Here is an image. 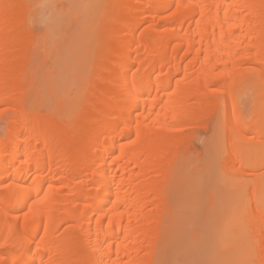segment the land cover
Wrapping results in <instances>:
<instances>
[{
	"label": "bare ground",
	"instance_id": "6f19581e",
	"mask_svg": "<svg viewBox=\"0 0 264 264\" xmlns=\"http://www.w3.org/2000/svg\"><path fill=\"white\" fill-rule=\"evenodd\" d=\"M43 1L0 0V264H264V0Z\"/></svg>",
	"mask_w": 264,
	"mask_h": 264
},
{
	"label": "rangeland",
	"instance_id": "374dc122",
	"mask_svg": "<svg viewBox=\"0 0 264 264\" xmlns=\"http://www.w3.org/2000/svg\"><path fill=\"white\" fill-rule=\"evenodd\" d=\"M52 2H50V0H45V1H43V2H41V7H42V9H41V14H44V11H45V16H49V17H51V16H53L54 14H53V12H51L50 13V9H51V11H55L54 9L55 8H62L63 9V6L64 5H68L67 4V1L66 0H51ZM66 2V3H65ZM44 4L46 5V6H44ZM60 6V7H59ZM44 7H45V10H44ZM49 12V14L48 13H46V12ZM43 12V13H42ZM46 14H48V15H46ZM52 14V15H51ZM46 18V17H45ZM63 20V19H62ZM42 24V25H41ZM47 26V29H48V25H47V23L45 24V23H43V22H41L40 21V23L39 22H37V23H35V24H33V30L35 31V33H37V34H41L42 35V33L43 34H45L44 32V30L46 29V27L45 26ZM51 27V26H50ZM54 27H56V28H59V26L57 27V26H54ZM63 28V27H62ZM46 29V30H47ZM60 31H59V33H63L64 32V29H62L61 30V27H60V29H59ZM42 31V32H41ZM48 33H49V31H47ZM51 34H52V32H51ZM56 34H57V32H56ZM36 60V59H35ZM34 60V61H35ZM40 60H42L41 62H40ZM44 60V61H43ZM45 60L46 59H39L38 61L40 62V64H39V69L42 71V68L44 67L43 65V62L45 63ZM42 63V64H41ZM248 96V97H247ZM250 100H251V97H249V95L247 94L246 96H245V98H242L241 99V101H243V102H246V104H248V105H245V104H243V102H242V107L243 106H247L248 108L250 107ZM245 107H243V108H245ZM192 130H194L192 133H191V130H190V138H189V142L191 143H189L188 142V144H187V146H188V152L190 151L191 152V154H193V156L195 155V156H197V158H195V156H194V158L196 159L195 160V162L194 163H196L197 161H198V164L197 165H195V167L194 168H198V166L200 165H202V164H199V159L201 160V158H202V156H205L206 158H202L203 159V161L204 162H206V160L208 161V157H209V153L211 152V151H209V148H211V143H209V146L208 145H204L203 146V144H206V143H203V142H201V140L202 141H204V142H207V141H210L211 142V140H209L210 138H209V134H211V131H210V129H205V128H202V127H198V129L197 128H194V129H192ZM191 134L193 135V134H195V135H193V138H192V136H191ZM208 135V136H207ZM197 137H198V139H199V141H198V139H197ZM204 138L206 139V140H204ZM190 139H192V140H190ZM202 144H201V143ZM208 144V143H207ZM201 146H203V147H201ZM209 147V148H207L208 150H204V151H206L205 152V154H204V151H202L203 149H204V147ZM209 151V152H208ZM189 152V153H190ZM195 152V153H194ZM199 152V153H198ZM198 153V154H197ZM190 154V155H191ZM203 154V155H202ZM192 156V155H191ZM190 156V157H191ZM199 157V158H198ZM193 158V157H192ZM191 159V158H190ZM204 159H206V160H204ZM192 161H194V160H191L190 162V164L192 165V164H194ZM202 161V160H201ZM202 161V163H204ZM212 161V160H211ZM208 163H210V162H208ZM204 165V164H203ZM210 165H211V163H210ZM193 167V166H192ZM194 168H190V170L192 169V170H194L195 171V169ZM196 168V169H197ZM210 173V172H209ZM210 180L213 178V173H211V177H208ZM214 195H216L215 193H214ZM197 229V228H196ZM198 230V232H199V229H197ZM194 231V230H193ZM196 232V231H195ZM202 232V231H201ZM206 232V231H205ZM200 233V232H199ZM197 234V233H196ZM209 234V233H208ZM204 236L203 237H205V235H206V233H204L203 234ZM207 236V235H206ZM185 237H188V235L187 236H185ZM208 237V236H207ZM206 238V237H205ZM188 240H187V244H189V242H190V240H189V238H187ZM212 239V238H211ZM214 239V238H213ZM212 239V240H213ZM186 241V240H185ZM207 243H209V242H207ZM206 245V244H205ZM208 245V244H207ZM188 246V245H187ZM190 247H187V250L188 251H196L197 250V253L196 252H194V254H192V255H194V256H192L191 257V255H190V253L189 252H184L185 254L186 253H189V255L188 254H186L187 255V257L184 255V256H182L183 254H181V253H178V254H181V256L179 255V257L177 256V258H176V255H175V261H174V263H170V261L172 260L173 261V258L171 259V260H169V261H167V263L166 264H177V262H179V264H182V263H184V261H185V263L184 264H207V259H208V256H209V245L208 246H206V247H208V248H206L205 247V249H201V251H204L203 253L205 254V251L207 252V254H205L204 255V257H201L202 256V254L201 255H199L198 256V254H200L199 252H201L200 250H198V248H196V249H194L196 246L195 245H193V249L191 248V246L192 245H189ZM191 248V249H190ZM200 248H202V247H200ZM182 251V250H181ZM199 251V252H198ZM193 253V252H192ZM177 254V255H178ZM181 257V258H180ZM205 257H206V259H205ZM183 258V259H182ZM180 259V260H179ZM187 259V260H186ZM183 260V261H182ZM207 260V261H206ZM180 261H182V262H180ZM186 261H187V263H186ZM204 261H205V263H204ZM176 262V263H175Z\"/></svg>",
	"mask_w": 264,
	"mask_h": 264
},
{
	"label": "snow or ice",
	"instance_id": "6c2138e0",
	"mask_svg": "<svg viewBox=\"0 0 264 264\" xmlns=\"http://www.w3.org/2000/svg\"><path fill=\"white\" fill-rule=\"evenodd\" d=\"M30 211H31V209H30ZM27 215H28V214H27V213H25V217H27Z\"/></svg>",
	"mask_w": 264,
	"mask_h": 264
}]
</instances>
